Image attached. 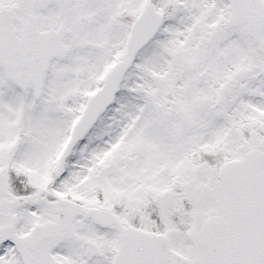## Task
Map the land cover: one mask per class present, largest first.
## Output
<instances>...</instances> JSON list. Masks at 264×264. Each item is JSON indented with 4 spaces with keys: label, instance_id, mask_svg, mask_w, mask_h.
Listing matches in <instances>:
<instances>
[{
    "label": "snow or ice",
    "instance_id": "1",
    "mask_svg": "<svg viewBox=\"0 0 264 264\" xmlns=\"http://www.w3.org/2000/svg\"><path fill=\"white\" fill-rule=\"evenodd\" d=\"M0 264H264V0H0Z\"/></svg>",
    "mask_w": 264,
    "mask_h": 264
}]
</instances>
